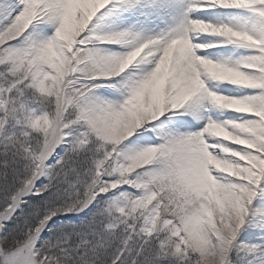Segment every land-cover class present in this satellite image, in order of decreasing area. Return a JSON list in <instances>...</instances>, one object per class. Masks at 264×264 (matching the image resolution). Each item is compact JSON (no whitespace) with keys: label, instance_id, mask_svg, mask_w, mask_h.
<instances>
[{"label":"snow or ice","instance_id":"1","mask_svg":"<svg viewBox=\"0 0 264 264\" xmlns=\"http://www.w3.org/2000/svg\"><path fill=\"white\" fill-rule=\"evenodd\" d=\"M0 264H264V0H0Z\"/></svg>","mask_w":264,"mask_h":264}]
</instances>
